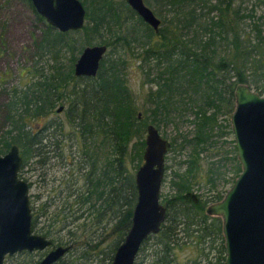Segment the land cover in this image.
Wrapping results in <instances>:
<instances>
[{
  "label": "trees",
  "instance_id": "16d2710c",
  "mask_svg": "<svg viewBox=\"0 0 264 264\" xmlns=\"http://www.w3.org/2000/svg\"><path fill=\"white\" fill-rule=\"evenodd\" d=\"M81 1L87 22L82 29L61 32L37 13L31 0H23L41 24V33L34 37V50L21 69L19 83H6L8 70L0 75L4 95L0 113L7 125L0 133V153L12 144L19 146L20 177L25 165L37 163L47 170L54 157L64 166L71 165L61 177L53 178L58 185L52 186L47 198L31 205L33 230L53 244H72L57 261L111 264L130 228L138 196L135 171L143 162L147 125L152 123L160 131L162 124L177 128L186 119L192 133L181 135L180 143L176 137L168 139L167 148H189L185 167L175 170L170 180L175 193L160 195L166 220L159 232L146 238L138 255L145 253L148 264H180L176 249L192 245L196 256L188 264H200L202 259L204 264H226L223 221L207 207L227 190L200 193L193 188L201 181L210 189L220 178L227 182L221 167L229 160L236 172L233 182L242 169L236 146L232 156L225 151L223 159L208 163L206 173L201 169V153L213 148L216 135L232 132L228 122L218 123V116L235 108L239 83L264 94V17L255 15L258 0L249 12L235 5L236 0H143L171 14L163 18L158 35L125 0ZM136 19L143 25H135ZM136 27L142 37L135 33ZM95 38L112 44V53L105 55L95 78L78 77L77 56ZM137 47L141 48L138 65L149 86L141 106L124 72L126 52H136ZM57 106H64L71 124L68 134ZM68 141L71 150L75 147L71 158L64 154ZM42 181L47 183L45 176ZM39 218L43 223H38ZM27 252L31 256L27 262L11 264L39 263L43 254L36 259Z\"/></svg>",
  "mask_w": 264,
  "mask_h": 264
},
{
  "label": "water",
  "instance_id": "95a60500",
  "mask_svg": "<svg viewBox=\"0 0 264 264\" xmlns=\"http://www.w3.org/2000/svg\"><path fill=\"white\" fill-rule=\"evenodd\" d=\"M31 2L37 13L61 32L83 27L86 15L80 0ZM126 2L157 30L160 19L145 1ZM84 47L74 63L75 74L94 75L107 47L101 44ZM234 93L236 105L230 125L242 170L224 196L210 203L207 211L223 221L226 264H264V94L254 91L247 83H239ZM62 108L59 106L57 111ZM146 129L143 162L135 171L138 196L130 228L117 246L112 264H135L142 243L159 232L166 220V205L160 201V190L169 140L152 123ZM21 164L22 156L16 144L0 154V264H4L7 254L40 251L52 244V240L32 228L30 188L27 179L19 175ZM71 246H54L39 263L58 260Z\"/></svg>",
  "mask_w": 264,
  "mask_h": 264
},
{
  "label": "rangeland",
  "instance_id": "374dc122",
  "mask_svg": "<svg viewBox=\"0 0 264 264\" xmlns=\"http://www.w3.org/2000/svg\"><path fill=\"white\" fill-rule=\"evenodd\" d=\"M116 2L124 1V0H115ZM256 0H236L235 5H242L241 8H244V11H250L252 9V6L254 5V2ZM148 2V1H147ZM148 4V3H147ZM149 5V4H148ZM153 12L156 13V15L160 18H167L171 16V14H167L166 11H158L155 10L154 7L149 5ZM256 8L255 15L259 16L261 15L264 17V0H258V3L254 6ZM161 12V14H160ZM87 22V21H86ZM248 22V21H247ZM263 22L262 28L264 29V18L261 20ZM246 25V24H245ZM41 24H39L36 21V17L30 7H28L23 0H0V75L2 72L8 70V74H6V83L8 85L18 84L21 74V69L23 66L29 64V57H31V53L34 50L33 49V42L34 37H39L41 33ZM264 35V33H263ZM106 37H108L106 35ZM99 38L94 39V43H98ZM136 47V45H134ZM114 48V47H113ZM139 47L137 49L128 50L126 52V56L124 57L126 60L125 63V74L128 78V84L130 87H132V90L137 95V104L138 106L143 104L144 102V94L145 91L148 90L149 86L144 83V76L142 71L139 68ZM111 50V47H110ZM139 51V52H138ZM110 52L108 51L107 55L110 56ZM1 78V76H0ZM254 91V88H252ZM258 92V91H257ZM4 95L2 91V82L0 81V102L2 101ZM236 105V104H235ZM58 107V106H57ZM140 108V107H139ZM234 110V109H233ZM64 111V110H63ZM59 113L60 118L64 122V133L68 134V132L71 130V124L67 122L66 114L64 112ZM141 111H143L141 109ZM232 110H228V112H225V114H219L218 116V123L219 124H225L226 122L230 125V120L232 116ZM65 114V115H64ZM56 113H53L52 117H55ZM188 116V115H187ZM191 116V115H190ZM189 118H193L192 116ZM2 115L0 113V133L3 131L7 125L4 123V121L1 119ZM180 121V120H179ZM3 129V130H2ZM232 129V127H231ZM193 127L189 120L183 119L180 122H178L177 128L172 124H162L160 127V133L170 141L173 139V137L177 138V142L180 143L182 141L181 135H190L192 133ZM180 134V135H179ZM146 136V132L144 133V138ZM78 144V143H77ZM75 144V146H77ZM65 147V156L69 155V157H73V151L75 150V147H73L71 150V143L68 141L67 144L64 143ZM79 146V144H78ZM234 147H235V137L233 136L232 132H226V134L223 135H216L215 136V143L213 145V148L210 150H205L201 153V169L203 173H206V168L208 163L210 162H217L221 159H223V154L225 151H228V155L232 156L234 153ZM53 148V147H52ZM189 153V148L187 147H180L177 148V150L168 151L166 156L165 164L168 165V168L165 170V175L163 179V184L161 187V196L163 195H170L175 193V189L171 185V178H173V173L175 170L183 171L185 165L184 161ZM237 153V152H236ZM1 154V153H0ZM61 160L58 157H54L51 159L52 166L50 168L46 167H39L36 163L31 165H25L23 168L24 170L21 173V177H23L25 180L27 179L28 182L31 183L30 185V198H31V205L38 206V204L45 200L52 189V186H57L58 182L55 181L53 178H59L63 175L64 172H67L69 169V166L71 165H62ZM179 166H181L179 168ZM131 167V164H130ZM222 171L224 172V178L228 179V181H224L222 178H220L217 182V185L215 188L210 189L209 184H206L205 182L201 181L200 183H196L194 185L193 190L198 191L200 193H207L209 191L216 192L218 191H226L228 188L232 185L234 176H236L235 167L232 164V160L227 161L224 166L221 167ZM43 172H48L47 175H44L46 178L47 183L44 185V182L42 179H44V176H41ZM53 179V180H52ZM39 194L40 199L35 201L36 195ZM163 199V197H161ZM43 218H39V224L42 221ZM61 236L62 239H66L65 231L61 230ZM151 243V241H150ZM176 255L177 260L180 262V264H188V261L190 258H194L196 256L195 249L192 245L178 247L176 249ZM44 251H30L32 255H35L36 259H38L39 255H41ZM29 257L26 253H20L17 255H14V257H9L6 260V264L15 263L17 261H24L27 262ZM74 260V264H81V260ZM69 261V260H67ZM72 261V260H70ZM141 264H148L149 259L148 257H145V253H139L138 258L136 260V263ZM205 261H201L200 264H204ZM97 263L96 260L91 262V260L88 262H85L83 264H95ZM137 263V264H138Z\"/></svg>",
  "mask_w": 264,
  "mask_h": 264
},
{
  "label": "flooded vegetation",
  "instance_id": "af4514ba",
  "mask_svg": "<svg viewBox=\"0 0 264 264\" xmlns=\"http://www.w3.org/2000/svg\"><path fill=\"white\" fill-rule=\"evenodd\" d=\"M81 1V0H80ZM126 1V0H125ZM81 3L83 4V2L81 1ZM84 7H85V15H86V5L84 4ZM151 8V7H150ZM152 9V8H151ZM133 10V9H132ZM134 11V10H133ZM153 11V10H152ZM155 13V12H154ZM137 15L140 17V19H141V21L142 22H144L145 23V21L142 19V17L137 13ZM155 15H156V13H155ZM87 16V15H86ZM85 16V21H84V24L86 23V21H87V17ZM156 17H158L157 15H156ZM159 19H160V23H159V25L157 26V30L152 26V25H150L149 23H147V25H148V27L149 28H151L152 29V31L155 33V35H158L159 34V31H160V29L163 27V24H164V22H163V18H160V17H158ZM134 23H135V25H137V26H141V25H143L142 23H140L139 22V19H136L135 21H133ZM84 26V25H83ZM83 28V27H82ZM81 28V29H82ZM69 31H72V30H69ZM138 33L141 37H142V34L143 33H141L142 31H140V29H137V27L135 28V33ZM134 33V34H135ZM108 36V35H107ZM108 41H110L111 42V40L110 39H107ZM94 44H101V43H94ZM94 44H86V45H94ZM86 45H84V46H86ZM101 45H104V46H106L107 47V49L105 50V54L103 55L104 57H105V55H107V53H108V51H111L112 50V48H113V46H112V44H110V43H107V42H105V43H102ZM137 45V44H136ZM110 47H111V50H110ZM85 48V47H84ZM84 48L82 49V51L84 50ZM81 51V52H82ZM81 52L78 54V56L81 54ZM77 56V57H78ZM103 57V58H104ZM78 59V58H77ZM140 59H141V57L139 56V61H140ZM103 60V59H102ZM101 60V61H102ZM101 61H100V64H101ZM76 62V61H75ZM100 64H99V68H98V70H97V72L94 74V75H87V74H82V75H76V76H78V77H88L89 79H91V78H95L96 77V75L98 74V72H99V69L101 68L100 67ZM139 64V63H138ZM74 72H75V68H74ZM94 81V80H93ZM64 109V106H63V108H62V110ZM61 110V111H62ZM236 152H237V149H236ZM236 157H237V153H236ZM239 159V158H238ZM240 162V161H239ZM241 164V163H240ZM242 170V169H241ZM234 183V182H233ZM232 183V184H233ZM54 246H56V244H51V246L49 247V248H47V249H44V250H40V251H44L42 254V256H44L46 253H48L49 252V250L51 249V248H53ZM142 247V246H141ZM37 251V250H36ZM70 251V250H69ZM22 252H27V250H22V251H17V252H14L13 254H7V255H5V258H4V264H6V260L9 258V257H14V255H17V254H20V253H22ZM27 255H28V252L26 253ZM41 256V257H42ZM138 256V253H137V255H136V260H137V257ZM40 257V258H41ZM114 257V256H113ZM112 257V258H113ZM114 259V258H113ZM136 260H135V263H136ZM66 260H61V261H52L50 264H64V262H65ZM112 262H113V260H112ZM16 263V262H15ZM30 264H40V263H30ZM112 264V263H111Z\"/></svg>",
  "mask_w": 264,
  "mask_h": 264
}]
</instances>
